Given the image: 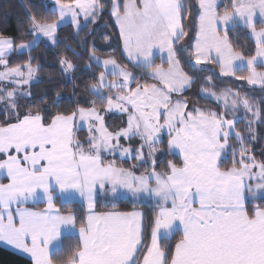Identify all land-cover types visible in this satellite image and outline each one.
Listing matches in <instances>:
<instances>
[{
    "label": "snow or ice",
    "instance_id": "snow-or-ice-1",
    "mask_svg": "<svg viewBox=\"0 0 264 264\" xmlns=\"http://www.w3.org/2000/svg\"><path fill=\"white\" fill-rule=\"evenodd\" d=\"M54 2L52 11L59 19L38 18L28 11L31 41L17 45L15 38L0 36V83L12 85L0 87V102L6 101L9 116L0 124L4 157L0 159V241L30 254L33 264H58L57 257L68 251L62 264H264V207H249L251 200L264 194V161L250 155L244 143L256 139L252 125L264 123V99L253 102L231 88L217 92L213 76H206L203 83L211 87L201 86L199 92L223 111L195 105L188 110L189 101L182 94L197 81L184 70L177 54L179 42L188 35L183 24L190 13L188 0H111L110 14L127 59L157 83H140L116 59H101L93 49L90 59L105 71L90 87L106 108L98 109L92 100L90 107L77 104L75 110L58 112L50 119L32 109L21 116L20 101L32 96L39 65L29 56L23 65L11 67L7 58L14 52H30L42 37L57 45V30L65 18L71 19L78 36L104 10L101 0ZM220 4L221 0H198L199 27L190 67L215 75L207 67L215 63L220 76L264 91V26L258 27L264 25V0H229L222 12ZM240 26L254 38V54L237 51L230 41L229 32ZM158 57L160 64L155 62ZM59 64L65 73L76 68L67 57H61ZM241 108L245 117L253 118L246 123L248 136L236 130L241 118L235 113ZM101 111L125 114L126 127L110 131ZM229 113L233 118H228ZM85 125L89 136L81 141L76 132ZM164 133L168 153L178 154L182 163L168 161L167 171H157L155 156ZM233 136L238 148L230 143ZM136 137L141 141L137 148L120 144L121 138ZM226 150L232 152L230 168L222 167ZM116 153L140 162L133 167L149 165V169L137 174L104 162L105 154ZM99 192L113 197L121 192L133 198L147 195L155 200L157 210L150 223L140 211L97 212ZM76 194L88 209L79 220L74 212L62 213L55 202ZM38 203L46 207H28ZM64 229L76 231L74 247L72 237H63ZM162 231L170 240L179 232L180 239L162 244Z\"/></svg>",
    "mask_w": 264,
    "mask_h": 264
},
{
    "label": "trees",
    "instance_id": "trees-1",
    "mask_svg": "<svg viewBox=\"0 0 264 264\" xmlns=\"http://www.w3.org/2000/svg\"><path fill=\"white\" fill-rule=\"evenodd\" d=\"M104 4V10L97 17L95 23L87 24L77 36L75 34V26L68 23L57 30L59 43L57 45H50L45 41H40L39 45L33 47L29 52L27 50L23 52H14L7 59L9 60V66L14 67L17 64L23 65L29 56L34 57L32 61L34 65H39L38 79L31 85L30 91L32 96L20 101V114H25L28 109L40 110L44 115L50 119L54 114L58 112L68 113L71 110H75L77 104L82 107H90V101L96 100V106L104 107L106 104L101 103L99 98L93 94L91 85L98 81L99 73L103 68L98 66L89 57V52L95 50L96 54L101 57H110L117 60L118 63L132 71L140 83H148L155 81L144 74L143 69H139L131 63L124 51L123 40L120 36L119 27L116 24L114 17L110 14L111 0H101ZM123 2V0H121ZM229 0H224L220 4V11H223L225 3ZM53 7L49 0H0V36L15 38V43L18 45L24 41H30L33 39L32 34L28 31L30 23L28 22V11H31L37 15L38 18H46L48 20L58 19V16L52 11ZM184 30L189 33L188 15L183 19ZM258 26H261L258 24ZM188 36V35H187ZM187 36L179 42L177 47L178 58L181 61L184 70L192 75L196 79V83L190 89H186L182 94L183 98L188 99L189 102L196 104L201 108H211L218 112L223 111L220 104L214 100L205 99L199 92L201 86L211 87V85H204L203 80L206 74L200 73V71H193L189 65L191 57V49L187 52L181 51V47L184 46L183 42H186ZM229 39L233 43V46L237 51H244L245 55L254 54L255 43L253 37L249 35V30L243 28V26L237 27L233 31L229 32ZM181 43V44H180ZM71 46L69 48L68 46ZM74 49L75 53L71 50ZM251 49V52L248 50ZM61 57H67L72 60L76 65V68L70 72L65 73L59 60ZM91 64V69L86 65ZM246 73V72H245ZM242 74V73H238ZM215 90L220 91L227 85H233L230 82H218L214 83ZM253 102L261 101L262 98L259 95V89L253 88L251 92L247 94ZM264 108V104H261ZM237 117L241 118V122L236 124V130L241 134L248 136L249 133L246 128L247 120L253 119L251 115L245 117L244 110L241 108L235 113ZM228 118L231 119L232 114H228ZM9 116L5 112L4 104L0 102V124L8 120ZM108 126L111 130L119 129L126 125V116L123 114L112 113L107 117ZM14 122V118L12 121ZM252 127L256 132V139L245 140V146L249 150V154L255 156L259 161H264V123H254ZM85 131V130H84ZM167 135L163 138V143L160 145V160L158 167L161 170H167L168 161H173L177 164H181V159L176 154H169L167 150ZM230 143L234 147H239L238 142L234 136L230 137ZM0 156V159H3ZM224 163L223 168L232 167V152L228 150L225 156L222 158ZM239 167V165H236ZM251 200V198H250ZM264 197H260L256 200H251L249 207L252 204H260L264 207ZM57 206L62 212H74L77 214L78 220L87 215L86 207L80 202L63 203L60 199L56 201ZM140 208L144 211L145 222L150 223L156 212V204L152 203H133L130 200H120L114 204H103L98 201L96 210H131ZM180 233L174 234V240L170 238H164L161 240L162 244L172 243L175 240L180 239ZM64 237H72V246H75L77 235H66ZM150 243V237L148 240ZM70 255V251L62 252L58 257V264H62L64 260ZM0 264H32L31 261L13 254L0 248Z\"/></svg>",
    "mask_w": 264,
    "mask_h": 264
},
{
    "label": "crops",
    "instance_id": "crops-1",
    "mask_svg": "<svg viewBox=\"0 0 264 264\" xmlns=\"http://www.w3.org/2000/svg\"><path fill=\"white\" fill-rule=\"evenodd\" d=\"M107 58H110V57H107ZM107 58L103 57V59H107ZM159 63H161V62H159ZM164 67H167V64H164ZM102 71H104V68H103ZM109 77L112 78V76H109ZM142 83H144V82H142ZM148 83H157V81L155 80V81L148 82ZM96 107L98 109H104L106 107V105L104 107H99V106H96ZM189 108H188V110H189ZM112 113L119 114L118 112H112ZM101 115L104 116L105 124L107 126V122H106L107 121V117H106V115L102 111H101ZM110 131H113V130L110 129ZM165 135H166V133L162 135V139L164 138ZM76 136L81 141H87L88 136H89V133L87 131V128L84 127L81 130L77 131L76 132ZM140 143H141V141H140L139 137L133 138L131 140H128V139H125V138H121V140H120V144L123 147L137 148L140 145ZM227 151L228 150H226L222 154V158L225 156V153ZM176 155H178V154H176ZM103 159H104V162L105 163L113 162L118 167L131 168L133 171H136L137 174H140L141 172H144L145 169H149V165H142V166H139V167H133V165H140V162L138 160L134 159V158H122L119 153H116L114 155H107V154H105L103 156ZM155 159H156V162H157V171H167L168 170V168H167V170H161L158 167V162L160 160V150L157 151L156 156H155ZM181 163H182V160H181ZM3 182L4 183H7V180H4ZM120 200H130L133 203H152V204H155V200L152 197H149L147 195H144V196H142L140 198H133V197H131L130 194L125 193V192H121L117 196L113 197L110 194L106 196L104 193L99 192L98 195H97V197H96V205H97L98 201H100L103 204H114V203H116V202H118ZM60 201L63 202V203H69V202H73V201L80 202L87 209L86 201L82 197H80L78 194H76L71 200H62V199H60ZM28 207H34L37 210H39V209L45 208L46 205L44 203H38V204H35V205L29 204ZM95 211H97V212H109V211L131 212V211H140V212H142L144 214V211L142 209H140V208H135V209H131V210H105V211H98L95 208ZM62 213H68V212H62ZM87 214H88V209H87ZM175 233L176 232H174V234ZM66 235H77V233H76L75 230L64 229L63 230V237L66 236ZM164 238H169V237L166 234H164L163 231H162V233H161V240L164 239ZM0 248L4 249L6 251H9V252H11L13 254H16L18 256H21V257H23V258L31 261V263L33 264V261H32V258L30 256V254L25 253L22 250L16 249L15 247H13L11 245H8L7 243H5L3 241H0Z\"/></svg>",
    "mask_w": 264,
    "mask_h": 264
},
{
    "label": "rangeland",
    "instance_id": "rangeland-1",
    "mask_svg": "<svg viewBox=\"0 0 264 264\" xmlns=\"http://www.w3.org/2000/svg\"><path fill=\"white\" fill-rule=\"evenodd\" d=\"M224 0H221V3L223 2ZM49 2L51 3V5H52V7L54 8L55 7V2H54V0H49ZM188 3H189V5H190V13L188 14V26H189V33H188V36H187V39H186V42H183V45L185 46H187V48L188 49H191V57H190V59L191 60H193L194 61V59H195V56H194V47H193V45H194V43H195V35H196V32L198 31V27H199V19H198V17H199V11H198V0H188ZM58 19H59V17H58ZM82 22V24H83V20L81 21ZM68 23H71L72 24V22H71V19L70 18H65V21L63 22V24L60 26V27H62V26H64V25H66V24H68ZM261 26H264V25H261ZM261 26H258V27H261ZM59 27V28H60ZM58 28V29H59ZM222 34V33H221ZM254 39V38H253ZM31 41V40H30ZM40 41H45L46 43H48V44H50V45H52L51 44V42L50 41H48L47 40V38H41V40ZM25 43H27V42H29V41H24ZM181 44V43H180ZM19 45V44H18ZM97 56H99L98 54H96ZM101 59H103V57H101V56H99ZM157 64H160L159 62H163L159 57L156 59V61H155ZM207 67L208 68H210V69H214L215 70V75L213 74V72L212 71H205V72H200V73H202V74H206V76H213V81H214V83H217L218 84V82H230V83H233L235 86H233V85H227V86H225L223 89H227V88H231V89H233L234 91H237V92H239L242 96H244V95H247L249 92H251V90L253 89V88H258L259 89V95L262 97V98H264V91H262L261 90V88L259 87V86H252V85H249L246 81H242V80H239V79H236V78H234V77H224V76H220L219 75V66L217 65V64H215V63H212V64H210V65H207ZM3 69L2 68H0V71H2ZM129 70V69H128ZM261 70H264V69H261ZM105 71V70H104ZM130 71V70H129ZM132 72V71H131ZM248 73H242V74H238L237 73V76H241V75H247ZM36 76H37V79H38V73L36 74ZM108 79L109 80H112V79H116V77H112V78H110L109 76H108ZM34 82V81H33ZM97 84L99 83V80L96 82ZM0 87H7V88H11L12 87V85L9 83V84H7V85H5V84H3V83H0ZM222 89V90H223ZM25 91H27V90H29V89H24ZM108 91V89H105V92H107ZM215 91H217V90H215ZM221 91V90H220ZM220 91H217V92H220ZM0 95H3V93L2 92H0ZM175 98H177L176 96H174V99ZM184 99H186V98H184ZM249 99L250 100H252L250 97H249ZM188 100V99H187ZM5 103H6V101L5 102H1V105H5ZM195 103V102H194ZM194 103H191V102H189V110H192V108H193V105H195L196 107H199V106H197L196 104H194ZM106 108V107H105ZM216 111V110H215ZM105 115H106V117H108L110 114H112V112H104V111H102ZM113 112H116V111H113ZM238 112V111H237ZM236 112V113H237ZM119 113V112H118ZM119 114H121V113H119ZM124 115V114H123ZM126 116V115H125ZM126 120H127V117H126ZM107 122V126H108V121H106ZM81 122H79V121H77V124H80ZM84 127H86V125L84 126ZM84 127H80V128H78V130L77 131H79V130H81L82 128H84ZM123 127H126V125L125 126H123ZM87 128V127H86ZM108 128H109V126H108ZM122 128V127H121ZM120 129V128H119ZM119 129H115V130H113V131H116V130H119ZM109 130H110V128H109ZM165 134V133H164ZM163 135V134H162ZM257 160V159H256ZM257 161H259V160H257ZM260 197H264V194H261V196Z\"/></svg>",
    "mask_w": 264,
    "mask_h": 264
}]
</instances>
